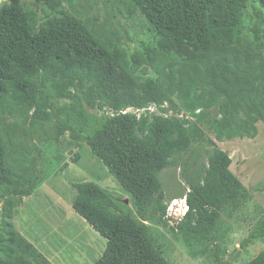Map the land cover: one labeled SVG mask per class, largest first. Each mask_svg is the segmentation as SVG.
<instances>
[{
    "label": "trees",
    "instance_id": "1",
    "mask_svg": "<svg viewBox=\"0 0 264 264\" xmlns=\"http://www.w3.org/2000/svg\"><path fill=\"white\" fill-rule=\"evenodd\" d=\"M33 2L0 6V264H52L12 223L41 184L34 128L87 145L128 196L129 206L95 182L73 184L72 210L105 241L93 264H168L151 220L188 246L219 250L222 218L250 193L215 141L254 139L264 125V0H128L157 38L131 54L60 0ZM150 106L160 114L121 113ZM171 167L188 190L175 226L160 178ZM255 240L264 215L241 246ZM217 251V264H231ZM247 264H264V250Z\"/></svg>",
    "mask_w": 264,
    "mask_h": 264
},
{
    "label": "rangeland",
    "instance_id": "2",
    "mask_svg": "<svg viewBox=\"0 0 264 264\" xmlns=\"http://www.w3.org/2000/svg\"><path fill=\"white\" fill-rule=\"evenodd\" d=\"M22 1L34 8L33 0ZM60 1L63 10L81 20L97 38L111 40L130 54L157 40L128 0ZM2 2L0 0V6ZM252 12L248 7L245 23ZM206 135L213 138L209 131ZM30 143L40 150L36 174L41 184L15 209L12 216L14 228L52 264H93L100 257L105 241L72 210L73 184L95 182L120 200H127V206L128 196L103 164L91 155L89 147L85 144L76 146L67 134L54 141L46 131L34 128ZM215 144L229 155L230 171L250 193L249 200L233 218H222L217 233L219 250L224 252L225 258L232 257L231 264H247L264 250L263 240L251 241L245 248L241 246L257 219L264 215V125L257 124L254 139L215 141ZM160 178L165 196L170 199L168 204L184 199L181 194L188 190L179 168L163 170ZM182 207L179 202L176 212ZM147 224L168 264H217L213 253L218 249L188 246L180 238H174L168 227L153 220ZM173 225L168 223V226Z\"/></svg>",
    "mask_w": 264,
    "mask_h": 264
},
{
    "label": "built area",
    "instance_id": "3",
    "mask_svg": "<svg viewBox=\"0 0 264 264\" xmlns=\"http://www.w3.org/2000/svg\"><path fill=\"white\" fill-rule=\"evenodd\" d=\"M166 107V105L164 106ZM145 111H149L151 113H156V114H160V112H158L157 108H155L154 106H150L147 109H134V108H127L123 111H121L122 114H126V113H133L136 114L137 116L141 115L142 113H144ZM164 117H168L171 116L172 113H161ZM180 118H185L186 115L184 113H181L180 115H177ZM179 201L181 202V204L183 205L182 210H177L176 212V206L179 205ZM187 210V204L185 202V198L184 199H176L173 200L171 203H169L167 205V209H166V216L165 218L167 219V222L169 224H174L173 226L176 225V223L182 219L185 211Z\"/></svg>",
    "mask_w": 264,
    "mask_h": 264
},
{
    "label": "water",
    "instance_id": "4",
    "mask_svg": "<svg viewBox=\"0 0 264 264\" xmlns=\"http://www.w3.org/2000/svg\"><path fill=\"white\" fill-rule=\"evenodd\" d=\"M125 203H127V200H125ZM232 257L229 258V261H231Z\"/></svg>",
    "mask_w": 264,
    "mask_h": 264
},
{
    "label": "clouds",
    "instance_id": "5",
    "mask_svg": "<svg viewBox=\"0 0 264 264\" xmlns=\"http://www.w3.org/2000/svg\"><path fill=\"white\" fill-rule=\"evenodd\" d=\"M186 212H187V210L185 211V213H186ZM185 213H184V215H185ZM184 215H183V216H184Z\"/></svg>",
    "mask_w": 264,
    "mask_h": 264
},
{
    "label": "bare ground",
    "instance_id": "6",
    "mask_svg": "<svg viewBox=\"0 0 264 264\" xmlns=\"http://www.w3.org/2000/svg\"><path fill=\"white\" fill-rule=\"evenodd\" d=\"M180 202V201H179Z\"/></svg>",
    "mask_w": 264,
    "mask_h": 264
}]
</instances>
